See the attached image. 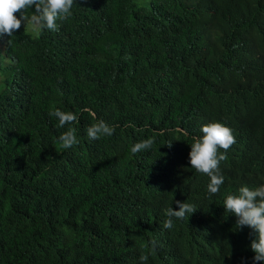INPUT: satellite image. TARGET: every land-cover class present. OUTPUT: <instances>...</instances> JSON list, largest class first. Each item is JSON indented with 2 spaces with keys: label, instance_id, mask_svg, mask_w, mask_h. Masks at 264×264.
<instances>
[{
  "label": "clouds",
  "instance_id": "1",
  "mask_svg": "<svg viewBox=\"0 0 264 264\" xmlns=\"http://www.w3.org/2000/svg\"><path fill=\"white\" fill-rule=\"evenodd\" d=\"M87 1L0 0V38L16 31L28 38L59 31L58 19H67ZM138 4L124 35L136 49L132 65H127L131 82L148 80L161 90L175 86L177 95H183L197 79L187 55L198 46L216 92L208 107L190 112L191 124L177 126L179 135L167 143L170 152L163 164L134 180L136 200L129 204L139 214L105 227H81L80 246L87 255L69 261L71 248L62 247L52 250L51 261L264 264V40L258 37L264 35V0ZM212 21H222L221 27ZM154 22L159 24L154 27ZM83 110L93 112L89 107L50 112L56 125L65 128L56 147L65 156L52 164L62 181H70L85 165L81 143L96 144L115 131L103 120L93 125L82 120ZM154 143L150 137L132 142L129 149L135 155L151 151ZM111 182L110 177L100 178L88 199L94 205L106 203L94 194L105 192Z\"/></svg>",
  "mask_w": 264,
  "mask_h": 264
},
{
  "label": "trees",
  "instance_id": "2",
  "mask_svg": "<svg viewBox=\"0 0 264 264\" xmlns=\"http://www.w3.org/2000/svg\"><path fill=\"white\" fill-rule=\"evenodd\" d=\"M138 2L88 0L58 19L59 31L0 38V264H54L52 250L62 247L71 248L69 261L86 256L79 229L137 216L139 209L129 204L136 200L134 180L163 164L167 143L179 135L177 126L192 123V110L210 105L216 88L198 46L187 55L197 79L183 95L175 86L161 90L148 80L131 82L127 65L136 49L124 35ZM57 107H89L93 112L83 110L82 120L115 127L96 144H80L87 160L68 182L52 167L57 156H65L56 149L65 128L50 115ZM150 137L151 151L130 152L132 142ZM105 177L112 182L94 199L107 202L94 205L89 195Z\"/></svg>",
  "mask_w": 264,
  "mask_h": 264
}]
</instances>
